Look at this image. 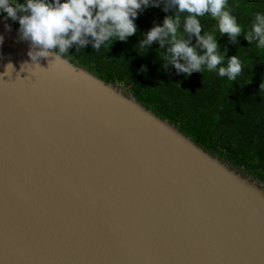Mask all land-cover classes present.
I'll list each match as a JSON object with an SVG mask.
<instances>
[{
	"label": "water",
	"instance_id": "1",
	"mask_svg": "<svg viewBox=\"0 0 264 264\" xmlns=\"http://www.w3.org/2000/svg\"><path fill=\"white\" fill-rule=\"evenodd\" d=\"M0 35V264H264L263 181L70 59L32 61L6 15Z\"/></svg>",
	"mask_w": 264,
	"mask_h": 264
},
{
	"label": "trees",
	"instance_id": "2",
	"mask_svg": "<svg viewBox=\"0 0 264 264\" xmlns=\"http://www.w3.org/2000/svg\"><path fill=\"white\" fill-rule=\"evenodd\" d=\"M228 3L245 29L250 28L254 13L264 12V0ZM163 7L161 2L140 11L134 21L137 31L125 41L116 40L95 52L89 37L84 49L77 50L79 46L73 44L65 57L103 80L125 86L138 101L177 125L197 144L264 181V91L260 89L264 50L249 44L243 33L232 43L227 34L219 35L214 20L205 17L201 22L206 31H216L219 51L227 49L225 59L239 55L245 65L242 74L231 82L207 70L186 76L171 65L164 69L159 42L154 41L144 55L136 50L148 30L174 15V10L165 12ZM5 15L0 13V17ZM13 23L20 27L18 20ZM191 43L195 44V37ZM142 66L146 72L141 71Z\"/></svg>",
	"mask_w": 264,
	"mask_h": 264
},
{
	"label": "clouds",
	"instance_id": "3",
	"mask_svg": "<svg viewBox=\"0 0 264 264\" xmlns=\"http://www.w3.org/2000/svg\"><path fill=\"white\" fill-rule=\"evenodd\" d=\"M161 2L163 11L174 10V15L148 30L136 50L144 55L154 41L159 42L164 50L159 57L164 69L171 65L186 76L207 70L231 82L237 80L245 65L239 55L225 59L227 49L219 51L216 31L221 36L227 34L232 43L243 33L249 44L264 50V12L254 13L250 28L245 29L228 0H0V13L18 20L21 39L32 45L28 52L32 61L54 55L56 62L65 59L62 57L73 44L79 46L77 50L84 49L89 37L95 52L109 48L116 40L125 41L137 31L134 21L138 13ZM205 17L216 22V31L204 29L201 20ZM193 37L195 44L191 43ZM53 49L57 50L55 54L50 51ZM9 66L12 68L11 63ZM141 71L146 72V67L142 66ZM260 89L264 91V82Z\"/></svg>",
	"mask_w": 264,
	"mask_h": 264
},
{
	"label": "rangeland",
	"instance_id": "4",
	"mask_svg": "<svg viewBox=\"0 0 264 264\" xmlns=\"http://www.w3.org/2000/svg\"><path fill=\"white\" fill-rule=\"evenodd\" d=\"M116 86H120V87H122V88H124L125 90H127L128 91V89H126V87L125 86H123V85H117V84H115ZM238 171H240L241 172V175L243 176V177H246V178H252V179H254V178H257L254 174H252L251 172H249L248 170H245L243 167H240V168H236ZM259 179V178H258ZM260 180V179H259ZM262 181V180H261ZM264 182V181H263Z\"/></svg>",
	"mask_w": 264,
	"mask_h": 264
}]
</instances>
